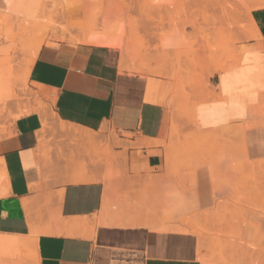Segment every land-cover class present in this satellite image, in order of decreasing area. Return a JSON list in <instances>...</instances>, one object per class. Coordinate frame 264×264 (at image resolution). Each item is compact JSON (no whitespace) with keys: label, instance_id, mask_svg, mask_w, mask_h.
Listing matches in <instances>:
<instances>
[{"label":"crops","instance_id":"obj_1","mask_svg":"<svg viewBox=\"0 0 264 264\" xmlns=\"http://www.w3.org/2000/svg\"><path fill=\"white\" fill-rule=\"evenodd\" d=\"M250 19L260 40L245 45L251 50L243 61L208 79V94L193 105L192 124L188 113L185 117L199 132L193 139L215 133L223 145L238 141L245 160L259 163L264 162V8L252 10ZM32 62L28 84L48 94L56 127L49 123L39 149L41 116L21 114L0 139V264H205L208 242L183 227L195 197L180 191L166 171L172 128L166 80L129 70L118 50L84 43H45ZM110 133L121 144L115 153L127 148L125 166L139 172L142 191L133 190L136 180L112 179L109 160L100 159ZM110 178V194H143L149 184L151 204L169 216L158 224L140 222L124 214L126 202L113 195L112 211L124 221L108 223L99 212ZM163 194L172 195L159 199ZM197 194L198 209L211 208V193L200 185ZM235 258L232 264H257L248 254Z\"/></svg>","mask_w":264,"mask_h":264},{"label":"rangeland","instance_id":"obj_2","mask_svg":"<svg viewBox=\"0 0 264 264\" xmlns=\"http://www.w3.org/2000/svg\"><path fill=\"white\" fill-rule=\"evenodd\" d=\"M121 1L0 0V139L10 134L14 120L26 111L39 114L41 108L50 126L56 127L48 94L28 84L33 63L32 44L83 43L82 38L88 32L118 37L124 47L123 53L118 51L124 55L129 70L154 74L166 80L172 103V128L166 145L175 163L173 170L176 168L172 178L180 191L195 197L186 213L188 225L180 224L196 233L198 239L208 242L209 246L203 249L206 256L222 257L231 262L237 256L245 258L248 254L257 264H264V176L257 179L243 171L249 164L243 159L238 141L219 145L226 149L216 150L218 156L214 155L215 146L196 145L193 135L199 132L180 111L182 105H196L208 94V79L217 73L213 71L215 68L222 70L239 63L241 58L243 61L244 54L251 50L245 45L258 39L254 35L250 13L264 8V0ZM81 4L89 6L85 14L80 10ZM32 14L35 19L26 26L30 23L28 16ZM88 15L92 18L88 19ZM50 17L53 21L47 23ZM25 27L34 29L37 35L31 31L32 36H24ZM41 29L48 33L39 35ZM141 66L144 68L140 71ZM59 129L66 128L59 125ZM120 145L116 135L110 133L100 159L109 160L112 179L124 176L136 180L139 187H133V190L142 191L144 183L138 182L139 172L125 166L127 148L124 147L122 153L114 151ZM163 149L165 154V146ZM204 161L219 163L209 167ZM200 185L211 193L212 201L211 208L203 211L198 209ZM115 197L119 202H126L128 207L124 214L141 219L140 222L148 220L158 224L169 216L154 204L152 206L148 184L143 194H115ZM117 214L123 219L121 213ZM236 245L246 247H234Z\"/></svg>","mask_w":264,"mask_h":264},{"label":"bare ground","instance_id":"obj_3","mask_svg":"<svg viewBox=\"0 0 264 264\" xmlns=\"http://www.w3.org/2000/svg\"><path fill=\"white\" fill-rule=\"evenodd\" d=\"M123 2H124V0H122ZM122 1H121V3H122ZM129 1V0H128ZM89 2H87V4H88ZM120 3V4H121ZM125 3V2H124ZM82 5V4H81ZM126 5V4H125ZM88 5H86V4H84V5H82V9H80V10H82V12L85 14V12L86 11H88ZM90 10L91 9H89V12H90ZM67 12V11H66ZM80 13V12H79ZM79 13H77V14H79ZM81 14V13H80ZM50 15V14H49ZM60 16H62V13L60 14ZM90 16H92V15H90ZM29 17V21H30V23L29 24H26V26L28 25H31V22H32V20L33 19H35L34 17V15L32 14V15H29L28 16ZM62 18V17H61ZM92 18V17H91ZM91 18H89V15H88V19H91ZM32 19V20H31ZM37 19V18H36ZM46 19V18H45ZM53 19V17H50V18H48L47 20V23L49 22V23H52V20ZM85 19H87V18H85ZM38 20V19H37ZM36 20V21H37ZM133 20V19H132ZM28 21V20H27ZM36 21H33V22H36ZM46 21V20H45ZM253 21V20H252ZM251 21V22H252ZM42 22V21H41ZM35 25V24H34ZM40 25V24H39ZM135 25V24H134ZM37 26V25H36ZM31 27V26H30ZM29 27V28H30ZM33 27V26H32ZM42 27V26H41ZM252 27H253V30H254V35H256V37L259 39V35H258V33H257V31H256V29H255V27H254V25H253V23H252ZM29 28H24L25 30H24V36H28V34H31V36H32V33H31V31H33L34 32V29L33 30H29ZM40 28V27H39ZM30 29H32V28H30ZM54 29V28H53ZM49 30V29H48ZM50 30H51V28H50ZM52 31V30H51ZM50 32V31H49ZM135 32V31H134ZM35 33V32H34ZM46 33H48V31H42V29H41V31H39L38 32V34L39 35H41V36H44V35H46ZM64 33H66V32H64ZM27 34V35H26ZM34 35H37L36 33L34 34ZM30 36V35H29ZM70 40H73V38H69ZM75 40V39H74ZM77 40V39H76ZM260 40V39H259ZM82 42L84 43V44H87V45H94V46H105V47H107V48H110V49H115V50H119V51H122V53H123V49H124V47H123V43H122V41H121V39L120 38H118V37H112L111 35H93V34H91L90 32H88V33H86L84 36H83V38H82ZM32 48H33V50H32V58H34V56L36 55V53H37V51H38V49L41 47V44L40 43H38L37 45H35V44H32V46H31ZM33 60V59H32ZM121 61L124 63L126 60L124 59V55L123 56H121ZM32 62V61H31ZM122 63V64H123ZM236 64H238V62L236 63ZM236 64H233V65H231V66H234V65H236ZM29 66V65H28ZM231 66H229V67H231ZM237 66H239V65H237ZM229 67H227V68H229ZM244 67V66H243ZM29 68V67H28ZM144 68V66H141L138 70H142ZM227 68H225V69H220V68H215L213 71L214 72H222V71H225ZM240 68V67H239ZM96 69V68H95ZM104 70V69H103ZM242 73V72H241ZM23 90V89H22ZM1 92V91H0ZM16 92V91H15ZM24 92V91H23ZM28 111H26L24 114H29V113H27ZM184 113H185V115L188 113V120H189V122H190V124H192V122H193V117H192V115H193V106H189V107H187V108H185L184 109V111H183ZM36 113V112H35ZM37 114V113H36ZM39 114H40V116H41V120H42V124H41V130L39 131V149H42V147L44 146V143L46 142L45 140H44V133H45V131H46V129H48L49 128V122H48V120H47V118H46V115H45V112L44 111H42V109L40 108L39 109ZM188 122V123H189ZM63 127V126H62ZM55 129V128H54ZM61 130V129H60ZM67 130V133H71L72 132V130L71 129H62V131L63 132H65ZM175 130V129H174ZM177 130V129H176ZM61 132V131H60ZM74 133H77L78 134V132H74ZM87 139L89 138V137H86ZM194 142L196 143V145H197V143H203V144H206V146H215V153H214V155H216V156H218L217 154H216V150H222L223 149V147H219V145H222L221 144V136L220 135H218V134H215V133H209V134H207V135H205L204 136V138H199V139H194ZM225 148V147H224ZM226 149V148H225ZM199 150V149H198ZM237 150V149H236ZM223 153H224V151H223ZM233 153V152H232ZM240 153V152H239ZM207 154V153H206ZM209 154H211V155H213V151H210V153ZM195 155V154H194ZM208 155V154H207ZM177 156H178V153H177ZM177 156H175V157H177ZM243 156H245V155H243ZM229 157V156H228ZM244 158V157H243ZM202 159V158H201ZM193 160H194V158H193ZM204 160H206V159H204ZM244 160H245V158H244ZM190 161V160H189ZM189 161H188V163H189ZM203 161V160H202ZM246 161V160H245ZM204 162H206V161H204ZM247 162V161H246ZM191 163V162H190ZM194 163V162H193ZM206 163H208V162H206ZM218 163V162H217ZM228 163V162H227ZM164 164H165V162H164ZM174 162H173V159H172V157H171V154L168 152V154H167V157H166V171L169 173L170 171H175V169L173 170V167H174ZM198 165H200V163H199V161H198V163H197ZM210 164V165H209ZM209 166H214V165H216V163H214V162H210L209 161ZM232 164V163H231ZM235 164V163H234ZM240 165V164H239ZM194 166V165H193ZM221 166V165H220ZM228 166V165H227ZM175 167H176V165H175ZM228 167H230V166H228ZM165 169V168H164ZM180 169V168H179ZM217 169V168H216ZM182 171V170H181ZM192 171V170H191ZM218 171V170H217ZM244 171H245V173L247 174V175H249V176H251V177H255V178H257L258 179V177L259 176H264V162H259V163H250V165L247 167V168H244ZM166 172V173H167ZM188 172V171H187ZM216 172V171H215ZM186 174V173H185ZM189 174V173H188ZM211 174H213V173H211ZM226 174V173H225ZM172 175V174H171ZM171 175H169L171 178H172V176ZM183 175V174H182ZM165 176V175H164ZM228 176V175H227ZM151 177V176H150ZM155 177V176H154ZM166 177V176H165ZM157 178V177H156ZM164 178V177H163ZM158 179V178H157ZM165 179V178H164ZM223 179V178H222ZM230 179H231V176H230ZM111 178H110V180H109V182H107L106 183V189H105V194H104V199H103V206H102V210H101V213L99 212V215L100 216H102L104 219H106V220H108L107 222L109 223V221L111 222V224L113 223H115V225L116 224H119V225H121L122 224V221H124V219L123 220H121V218H120V216H118V214L116 213V212H113L112 210H113V195H115V194H110L111 193V191H112V189H113V185H112V182H111ZM160 180V179H159ZM163 180V179H162ZM168 180L170 181V179L168 178ZM226 180V179H225ZM232 180V179H231ZM150 181V178H148V183H150L149 182ZM152 181H154V180H151V182ZM168 181V182H169ZM227 181V180H226ZM226 181H224V182H226ZM244 181V180H243ZM218 182V181H217ZM217 182H215V183H217ZM227 182H229V181H227ZM231 182V181H230ZM159 183V182H158ZM157 183V184H158ZM161 183V182H160ZM213 183V182H212ZM236 183V182H235ZM150 184H153V182L152 183H150ZM156 184V183H155ZM223 184V183H222ZM149 185V184H148ZM233 185V184H232ZM248 185V184H247ZM160 187H161V185H160ZM225 187H226V185H225ZM242 187H243V185H242ZM217 188H219V185H218V187ZM233 189V188H232ZM229 190V189H228ZM169 191V190H168ZM218 191V190H217ZM172 192V191H171ZM170 192V193H171ZM240 192V191H239ZM174 193V192H173ZM229 193V192H228ZM246 193V192H245ZM170 195H172V194H163V197H159L158 196V198L160 199V198H165V197H167V198H169L168 196H170ZM247 195V194H246ZM184 195H182V197H183ZM226 196V195H225ZM232 196V195H231ZM240 196V195H239ZM155 197V196H154ZM157 197H155V199H156ZM224 198H226V197H224ZM154 199V198H153ZM155 199L153 200V202L155 201ZM159 199H157L158 201L157 202H160L161 200H159ZM162 199V200H163ZM185 199V198H184ZM221 200H223V199H221ZM178 201H180L181 202V200H176V203L178 204V207H179V204H181L180 202H178ZM232 202V201H231ZM153 204V203H152ZM156 204V203H155ZM158 204H161V203H158ZM166 204V203H165ZM164 204V205H165ZM176 204V205H177ZM167 205V204H166ZM165 205V206H166ZM161 206V205H160ZM168 206H170V205H168ZM181 206V205H180ZM158 207V206H157ZM167 207V206H166ZM165 207V208H166ZM173 207V206H172ZM219 207V206H218ZM233 207V206H232ZM116 209H117V207H115ZM159 208V207H158ZM164 208V209H165ZM170 208V207H169ZM115 209V210H116ZM167 209V208H166ZM180 209V208H179ZM182 209V208H181ZM153 210V209H152ZM160 210H163V209H160ZM169 210V209H168ZM171 212V211H170ZM172 212H174L173 210H172ZM165 213H167V211L165 212ZM184 213V212H183ZM220 213V212H219ZM229 214H230V212H229ZM99 216V217H100ZM173 216V215H172ZM174 217V216H173ZM99 219V218H98ZM128 219V218H127ZM127 219H125L126 221H127ZM214 219V218H213ZM100 220V219H99ZM105 220V221H106ZM184 220H186L185 218H184ZM125 221V222H126ZM131 221H132V219H131ZM131 221H127L128 223L127 224H132V222ZM182 221H183V219H182ZM125 222H123V223H125ZM135 223V222H134ZM104 223H102V225H103ZM104 226V225H103ZM109 226V225H108ZM120 228H122V227H120ZM174 228H176L175 230L177 231V232H181L182 233V231H184L183 229H178L177 227H174ZM125 230V229H124ZM199 232V231H198ZM192 233H194V232H192ZM82 234L83 235H85L86 234V231H83L82 232ZM196 234V233H195ZM34 235V234H33ZM180 235V234H179ZM150 237V236H149ZM177 237V236H176ZM158 238V237H157ZM190 238V237H189ZM173 239V238H172ZM149 240V239H148ZM161 240V239H160ZM181 240H183L182 238H181ZM185 240V239H184ZM183 240V241H184ZM187 240H189V239H187ZM173 241V240H172ZM175 241H176V239H175ZM201 241H203V242H206V240L205 239H203V238H201V240H200V242ZM159 242V241H158ZM185 242V241H184ZM189 242H190V240H189ZM185 244V243H184ZM187 244V243H186ZM185 244V245H186ZM188 245V244H187ZM190 245V244H189ZM182 244H181V248H182ZM177 247H179L178 245H177ZM183 250L185 249V248H182ZM186 251H187V249H185ZM178 251V250H177ZM216 251V250H215ZM190 252H192V251H190ZM216 254V253H215ZM189 255V254H188ZM190 255H191V253H190ZM177 256V255H176ZM212 256V255H211ZM211 256L209 257V258H201L202 260H203V262L205 263V264H208V262L209 263H214V264H228V262H227V260H224V259H222V257H215V256H212V258H211ZM236 259V258H235ZM242 259H240V261H241ZM218 261V262H217ZM234 261V260H233ZM232 261V262H233ZM239 261V260H238ZM232 262H231V264H232Z\"/></svg>","mask_w":264,"mask_h":264}]
</instances>
